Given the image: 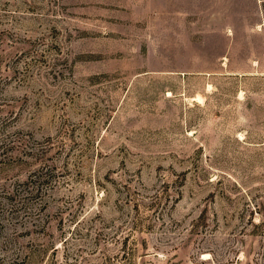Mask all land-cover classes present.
I'll return each instance as SVG.
<instances>
[{
    "label": "rangeland",
    "instance_id": "1",
    "mask_svg": "<svg viewBox=\"0 0 264 264\" xmlns=\"http://www.w3.org/2000/svg\"><path fill=\"white\" fill-rule=\"evenodd\" d=\"M0 264H264V0H0Z\"/></svg>",
    "mask_w": 264,
    "mask_h": 264
}]
</instances>
